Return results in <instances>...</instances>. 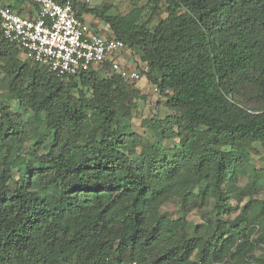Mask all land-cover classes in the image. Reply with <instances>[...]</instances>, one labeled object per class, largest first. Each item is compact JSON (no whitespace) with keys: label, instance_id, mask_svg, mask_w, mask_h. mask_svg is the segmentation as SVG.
Returning a JSON list of instances; mask_svg holds the SVG:
<instances>
[{"label":"trees","instance_id":"16d2710c","mask_svg":"<svg viewBox=\"0 0 264 264\" xmlns=\"http://www.w3.org/2000/svg\"><path fill=\"white\" fill-rule=\"evenodd\" d=\"M149 1L141 24L72 4L137 51L174 111L142 120L150 144L130 130L133 90L119 75H57L0 30V264H264L252 252L264 243V0ZM173 196L183 213L212 200L217 216L247 202L198 231L160 210Z\"/></svg>","mask_w":264,"mask_h":264},{"label":"built area","instance_id":"2783aa9c","mask_svg":"<svg viewBox=\"0 0 264 264\" xmlns=\"http://www.w3.org/2000/svg\"><path fill=\"white\" fill-rule=\"evenodd\" d=\"M30 1L37 5L32 16L29 9L19 14L0 0L1 33L16 43L30 62L45 66L57 75H75L108 65L110 72L124 79H139L135 70L126 69L117 58L125 43L95 31L77 16L73 0Z\"/></svg>","mask_w":264,"mask_h":264},{"label":"rangeland","instance_id":"374dc122","mask_svg":"<svg viewBox=\"0 0 264 264\" xmlns=\"http://www.w3.org/2000/svg\"><path fill=\"white\" fill-rule=\"evenodd\" d=\"M5 3L16 4V0H3ZM81 3L88 5V7L96 8L99 11H103L106 15L110 16H136V23H144L148 20L151 15V6L149 0H78ZM28 9V7H26ZM26 11V10H25ZM25 14V12L23 13ZM92 20H88L91 24V27L94 29L96 25H100L101 30L100 34L102 35H111L112 31L109 25L101 20L99 17L94 14H90ZM165 14L162 13L159 15H154L151 25L156 24L161 17H164ZM22 58V55H19ZM119 61L122 63L123 67L129 69L130 71L135 70L139 74V79L131 80V79H121L127 83L128 86L133 90V94H131V109H130V130L138 133L144 143L150 144L155 140L154 135L151 131L142 126V120L145 118H164L167 115L174 114V111L169 109L166 104V98L159 93L156 87L143 75V71H147V66L145 62L140 60L139 54L137 51L131 47L126 45L123 50L119 53L118 57ZM23 59V58H22ZM112 75H117L116 73L110 72L108 68L100 69L99 76L102 78L110 77ZM2 77V74H0ZM7 89L8 85L6 81H2L0 79V100H7ZM247 99V98H244ZM10 106L13 108L17 105L15 100H9L8 102ZM43 130V129H42ZM175 141V140H174ZM172 141H164L163 144L166 146L172 145L174 142ZM30 142L25 143V147H28ZM257 153L254 155V162L257 167L264 168V147L259 143L254 144ZM140 148L138 147V151ZM18 177V173H14L13 180L10 181L13 184V181ZM246 178L239 177L237 180L238 185H244ZM263 194H260L259 197H262ZM247 202V197H244L241 201H237L235 199L230 200V204L232 206V211L229 215H221L217 216L215 210L213 208L214 202L211 200L208 204L203 205L200 208H196L191 210L190 212L183 213L180 209V202L177 197L173 196L166 200L159 207L160 210L170 219H185L194 229V227H198V231L202 228L206 227L207 220L211 219H221L222 221H226L228 219L233 218L240 212V208L245 205ZM192 228H189L191 231ZM252 229V228H251ZM259 231V227L255 226L254 229L251 230L250 239L254 241ZM254 250L252 251L255 255H263L264 254V243L255 244ZM192 262L196 263V258H191ZM231 263V262H230Z\"/></svg>","mask_w":264,"mask_h":264},{"label":"crops","instance_id":"0c3cea01","mask_svg":"<svg viewBox=\"0 0 264 264\" xmlns=\"http://www.w3.org/2000/svg\"><path fill=\"white\" fill-rule=\"evenodd\" d=\"M25 12H27V9H26V7H25ZM82 18L87 22V23H89L88 22V20H92V18H91V16H90V14L89 13H83L82 14ZM88 19V20H87ZM91 23V22H90ZM89 23V24H90ZM90 26H91V24H90ZM95 30H97L98 31V33L100 32V30H101V27H100V25H96V27L94 28Z\"/></svg>","mask_w":264,"mask_h":264}]
</instances>
